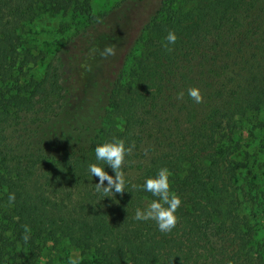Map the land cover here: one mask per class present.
Here are the masks:
<instances>
[{"label": "trees", "instance_id": "trees-1", "mask_svg": "<svg viewBox=\"0 0 264 264\" xmlns=\"http://www.w3.org/2000/svg\"><path fill=\"white\" fill-rule=\"evenodd\" d=\"M51 15L77 28L38 79L30 36ZM105 15L92 0H0V264H42L48 244L79 264H264V0H158L123 59L125 34L90 60ZM114 137L133 145L127 190L102 198L88 165ZM161 167L181 197L167 233L134 219Z\"/></svg>", "mask_w": 264, "mask_h": 264}, {"label": "clouds", "instance_id": "clouds-1", "mask_svg": "<svg viewBox=\"0 0 264 264\" xmlns=\"http://www.w3.org/2000/svg\"><path fill=\"white\" fill-rule=\"evenodd\" d=\"M166 44L172 45L177 40L174 31H169L165 37ZM103 56H111L115 54L114 47L106 46L101 53ZM188 96L197 104L202 103L203 97L199 87L188 89ZM183 97V92L178 94V98ZM133 145L126 146L123 138L114 137L111 140L97 144L95 147V159L97 163L88 165V173L91 177H98L95 183V191L102 193L103 197L113 196L116 193H123L127 190L128 181L122 170L125 157L132 152ZM105 166L110 167L114 175H109L105 171ZM171 171L167 167H161L157 172L145 179L142 189L150 192L155 199L145 204L143 208L135 210L134 219L137 221H155L158 230L167 233L171 232L176 224L178 217L176 211L181 205V197L173 191H170ZM105 181L107 184L105 185ZM15 201V193H9V205ZM23 239L25 242L29 240L30 229L25 226ZM68 264H79V258H69Z\"/></svg>", "mask_w": 264, "mask_h": 264}, {"label": "rangeland", "instance_id": "rangeland-1", "mask_svg": "<svg viewBox=\"0 0 264 264\" xmlns=\"http://www.w3.org/2000/svg\"><path fill=\"white\" fill-rule=\"evenodd\" d=\"M158 0H151V5L143 8V12H140L136 17L135 14V5L137 4V0H92L93 4V12L94 14H104L105 15V25H101L102 27L96 33V35H100L99 37L93 41V47L88 54L90 60H95L102 55L103 49L106 46H116L119 43L121 36L123 34L126 35L127 43L123 48V52L120 55V58L123 59V56L126 50L133 44L135 36L139 31V27L141 25L142 20L144 19L145 14L149 13L152 8L156 5ZM128 15V19L131 18L130 24L125 21ZM135 18V19H134ZM134 20V21H133ZM76 22L70 16H47L45 19L37 25L36 29L38 34L30 41L29 46H35L36 50H42L45 52V57L41 60L36 66L31 69V74L36 78L40 79L43 77L46 67L52 58V51L55 48L56 40L60 39L61 33L59 31L66 30V36H70L71 33H74L76 30ZM141 51L140 45L136 47V51L133 53V56L139 54ZM128 61L129 65L132 64L133 59ZM87 63L89 60L86 61ZM69 254L70 258H79L80 252L74 247L66 246L61 252L55 249L52 244H48L43 251V255L41 257L42 264H66V257ZM65 258V259H64Z\"/></svg>", "mask_w": 264, "mask_h": 264}]
</instances>
